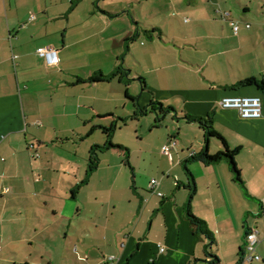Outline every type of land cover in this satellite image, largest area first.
I'll use <instances>...</instances> for the list:
<instances>
[{
  "label": "crops",
  "instance_id": "crops-1",
  "mask_svg": "<svg viewBox=\"0 0 264 264\" xmlns=\"http://www.w3.org/2000/svg\"><path fill=\"white\" fill-rule=\"evenodd\" d=\"M45 46L58 50L57 66L38 56ZM120 65L127 78L78 83ZM133 72L147 86L139 98L119 88ZM251 78L264 80L263 0H0V264H211L209 241L183 210L184 163L205 147L201 126L180 137L183 124H197L186 115L211 116L228 147L240 149L244 187L225 161L189 165L192 211L213 233L216 264H264V117L220 106L225 96L264 99L256 87H233ZM127 93L135 107H172L174 124L148 149L112 136L125 150L98 151L91 171L92 150L108 141L103 120L119 114ZM170 139L177 146L168 155ZM222 149L211 141V154ZM123 166L134 183L119 182ZM253 229L262 260L243 263Z\"/></svg>",
  "mask_w": 264,
  "mask_h": 264
},
{
  "label": "trees",
  "instance_id": "trees-1",
  "mask_svg": "<svg viewBox=\"0 0 264 264\" xmlns=\"http://www.w3.org/2000/svg\"><path fill=\"white\" fill-rule=\"evenodd\" d=\"M107 1H112V0H107ZM154 32H155V30H153L152 33L147 32V31L145 33H146V35H148V37H150V36H152V34ZM136 37H138V36H136ZM127 76H128L127 70L123 66L120 65L110 74L106 75V74H103L102 72H97L93 76H91L89 79H86V80L79 79L78 83L79 84H103V83H110V82L114 81L115 79L122 80L123 78H127ZM138 81L140 82V84L142 86V90L146 91L147 86H146L145 79L142 76H139ZM233 87H235V88L256 87L264 95V80L263 79H256V78L246 79V80L239 82L238 84H236ZM126 98L128 101L132 102L134 105H135V103H137L136 98L131 97L128 93L126 94ZM262 100L264 102L263 98H262ZM137 107H138V111L135 114L136 116L146 115L148 113V108H150L151 111L158 114L156 121L160 120L159 119L160 115L164 117L165 114H167L171 111H174V109L172 107H167L164 104H162L160 102H155V101H152L151 104L146 108H140L139 106H137ZM184 119H186L188 122L199 123V125L201 126V128L205 132V147L200 153L191 156L184 163V171H185L186 177L188 179V182H187V184H184V187L188 191V199L183 206V210H184L186 218L190 224L192 232L195 234H198V235H200V234L203 235L204 238L209 241V243L205 244V246H204V254H205L206 260H210L211 264H216V263H218L219 258L216 255H214L212 252L213 247L216 244L213 233L209 230L207 223L201 219H198L192 211V202L196 196L197 187H196L194 175L192 174V172L189 169V165L192 163L198 162V163H202L204 166L207 167V166H214V165L219 164L220 162L225 161L229 165L230 172L233 175L234 181L237 182L238 184H240L242 187H244L243 181L241 178V170L238 167V164L236 161V158L240 152V149L231 150L228 147V144L225 141V139L219 133H217L216 130L214 129L213 120H212L211 116H209L207 118H202V117H197V116L186 115V116H184ZM102 129H103L104 135L106 136L108 141L105 145L96 146L92 150L91 154L93 157L90 160V162H91L90 163V170L91 171L95 170L97 167V164H98L97 152L98 151H103V150H106L109 148H117V149L125 150L123 147L115 146L111 142V138H112L115 130L117 129L116 123H112L109 127L102 128ZM212 140H218L223 147L222 150L218 151L215 154H211L210 150H209L210 149V143ZM262 210H264V208ZM243 252H244V249L241 251V261H242Z\"/></svg>",
  "mask_w": 264,
  "mask_h": 264
},
{
  "label": "rangeland",
  "instance_id": "rangeland-1",
  "mask_svg": "<svg viewBox=\"0 0 264 264\" xmlns=\"http://www.w3.org/2000/svg\"><path fill=\"white\" fill-rule=\"evenodd\" d=\"M260 3L263 4L262 2ZM241 15L244 16L243 12H241ZM130 79L135 80V81H129L127 84L125 83L121 85L119 88L120 89L123 88V90H126V88L128 87L130 89L131 94L139 98L143 94V90H142V86L140 82L138 81L137 72H133ZM118 82L119 81L115 83L116 84L115 86H118L119 84ZM117 111L119 113L118 115L110 116L108 119L103 120L105 124H102V125H104L105 127H109L112 123H116L117 129L115 130L113 134L114 142L124 143L125 147L133 151L138 148V145H140V147L142 146V148L148 149L149 147H151V144H153L152 142L155 141V139L159 138L161 134H164L165 130H167V127L171 129L170 125L174 124L173 119L171 117L169 118L167 114H165L164 117L160 115L159 117L160 120L156 121L158 114L151 111L150 108H148V113L146 115H139L140 116L138 118L139 120H135L133 117H135L134 115L138 111V107H135L132 104V102L128 100H125L123 105L119 104V108L117 109ZM96 123H99V122H94V125H93L94 127L98 125ZM183 126L185 127L180 137L184 135L186 141L190 140V138H193L195 134L200 132L199 123L194 125V127H191V125L188 126L185 124H183ZM94 133H95L94 136H104L102 131H99V130L95 131ZM175 133H179V132L175 131ZM196 142L199 144L200 149H201L200 142L199 141H196ZM110 154L113 156H117L119 153L117 151H111ZM143 165L144 164H141V166ZM120 175L121 177L119 178L120 179L119 182L122 184L125 183L128 185V183H134L135 181L133 172L130 167L123 166V169H120ZM142 175H145L143 171H142ZM155 177L156 176H153L152 178L158 181L159 178L157 177L155 178ZM108 178H109L108 176L105 178L103 177V181L105 180L107 181ZM152 178H149V179H152ZM196 217L198 219H201L198 216Z\"/></svg>",
  "mask_w": 264,
  "mask_h": 264
},
{
  "label": "built area",
  "instance_id": "built-area-1",
  "mask_svg": "<svg viewBox=\"0 0 264 264\" xmlns=\"http://www.w3.org/2000/svg\"><path fill=\"white\" fill-rule=\"evenodd\" d=\"M247 27L250 28V25H247ZM234 31L236 34H238L239 26H235ZM37 54L38 56L43 58L46 64L50 67L57 66L60 62L59 52L56 48L52 46L38 48ZM220 106L225 110L238 111L242 119L256 120L264 117V102L259 96H225L220 100ZM176 146V140L170 139L169 144L163 148V151L166 154L170 155V151L176 148ZM193 155H195V153H191L190 157ZM34 156L38 157L39 155L35 154ZM152 185L154 187H157L158 182L156 180H153ZM259 245V231L253 229L246 235V244L242 255L243 263H253L262 260V257L258 252ZM164 251V246H160V252L163 253ZM108 260L110 262H113L115 260V257H109Z\"/></svg>",
  "mask_w": 264,
  "mask_h": 264
}]
</instances>
